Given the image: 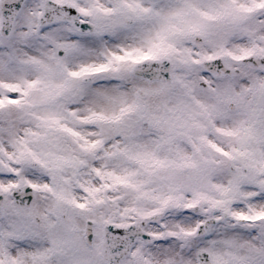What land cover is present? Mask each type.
Instances as JSON below:
<instances>
[{"label": "snow or ice", "instance_id": "6c2138e0", "mask_svg": "<svg viewBox=\"0 0 264 264\" xmlns=\"http://www.w3.org/2000/svg\"><path fill=\"white\" fill-rule=\"evenodd\" d=\"M0 264H264V0H0Z\"/></svg>", "mask_w": 264, "mask_h": 264}]
</instances>
